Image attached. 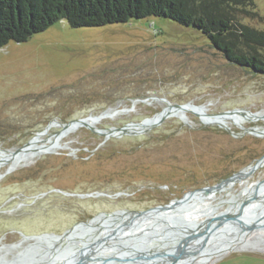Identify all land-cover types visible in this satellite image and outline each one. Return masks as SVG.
<instances>
[{
  "label": "rangeland",
  "instance_id": "rangeland-1",
  "mask_svg": "<svg viewBox=\"0 0 264 264\" xmlns=\"http://www.w3.org/2000/svg\"><path fill=\"white\" fill-rule=\"evenodd\" d=\"M255 3L259 15L243 21L264 30V0ZM168 103H191L204 117L172 110L159 126L106 141L85 126L62 134V124L77 118L109 111L92 125L121 127ZM232 109L247 112L228 114L221 124L229 128L204 123ZM31 139L42 153L15 154ZM262 154L264 74L231 62L195 28L158 17L94 27L56 22L0 48V264L43 246L24 235L62 234L99 212L166 204ZM263 179L264 165L191 203L213 207ZM92 192L112 196L79 195ZM211 264H264V250H233Z\"/></svg>",
  "mask_w": 264,
  "mask_h": 264
},
{
  "label": "water",
  "instance_id": "water-1",
  "mask_svg": "<svg viewBox=\"0 0 264 264\" xmlns=\"http://www.w3.org/2000/svg\"><path fill=\"white\" fill-rule=\"evenodd\" d=\"M187 104L190 103H168L144 128H139V125L149 118L138 123L130 122L125 126L103 129L89 124L87 118L91 116H88L63 123L62 126L68 128L74 123L85 126L105 136L106 141L111 136L143 132L147 128L159 126L172 115V106L183 108ZM106 112L94 117L100 118ZM235 112L246 114L247 110L232 109L212 115L222 116ZM32 140L15 153L23 150ZM263 161L264 154L220 182L189 190L166 204L143 210L99 212L88 221L77 222L62 234L24 235L26 239L44 243L43 246L31 245L5 264H187L201 261L229 244L237 245L242 240H246L244 246L249 249L264 250V179L255 181L253 192L240 202L235 204L237 200L223 199L213 207L202 208L199 214L204 218L200 221L197 217H190L191 213L201 209L195 207L194 202L191 203L193 198L200 195L198 201L201 202L213 190L221 189L231 180L243 176L249 168L255 170ZM79 195L112 196L104 192ZM221 203H228V207L217 212ZM33 248L36 251L32 256H27L29 249ZM226 254L217 256L216 260Z\"/></svg>",
  "mask_w": 264,
  "mask_h": 264
},
{
  "label": "trees",
  "instance_id": "trees-1",
  "mask_svg": "<svg viewBox=\"0 0 264 264\" xmlns=\"http://www.w3.org/2000/svg\"><path fill=\"white\" fill-rule=\"evenodd\" d=\"M258 15L255 0H0V48L61 20L94 27L158 17L195 28L231 62L264 74V30L243 21Z\"/></svg>",
  "mask_w": 264,
  "mask_h": 264
},
{
  "label": "bare ground",
  "instance_id": "bare-ground-1",
  "mask_svg": "<svg viewBox=\"0 0 264 264\" xmlns=\"http://www.w3.org/2000/svg\"><path fill=\"white\" fill-rule=\"evenodd\" d=\"M193 109H196L197 111H198V113H199V115H200V117L201 118H203L204 117V113H203V111H201V109H200V107H198V106H195V105H193V104H187L185 107H183V108H178V107H174V106H172L171 107V111L173 110V112L174 113H178V114H180V115H183V117H187V113L190 111V110H193ZM109 114H111V112H109V111H107L106 113H104L103 114V116L102 117H100V118H103V117H106V116H108ZM227 115L228 114H225V115H222V116H216V117H214L213 119H210V122H212V123H221L222 122V120L223 119H225L226 117H227ZM100 118H96V117H90V118H87V122L89 123V124H92L91 122L93 121V120H98V119H100ZM148 121H153V118H150V119H147ZM78 125L76 124V123H74V124H71L68 128H65L64 126V130H63V132H62V134H65L66 132H68V131H70V130H72V129H74L75 127H77ZM142 126L143 125H140L139 126V128H142ZM30 144V143H29ZM28 144V145H29ZM26 146L23 150H21L20 152H24V153H27V152H29V151H32V152H34L35 154L37 153V154H40V153H42L43 151L40 149V147L38 146V141L36 140V141H34L33 143H31L29 146ZM16 152V151H15ZM33 153V154H34ZM16 154V153H15ZM34 154V155H35ZM32 157H33V155H32ZM7 158H9V159H12V156L11 155H9V157H7ZM34 159H35V156H34ZM262 165H264V161L261 163V165L260 166H262ZM259 166V167H260ZM252 168H249L248 170H251ZM238 178V177H237ZM237 178H235V179H233V180H231L230 182H234L235 180H237ZM253 188L254 187H244L238 194H235L232 198H231V200H233V201H235V200H237V201H235L234 203L236 204V203H238V202H240L242 199H244L245 197H247L248 195H250L252 192H253ZM216 190V189H215ZM214 191V190H213ZM212 191V192H213ZM200 196V195H199ZM207 207H211V206H207ZM206 208V207H205ZM199 212H202V210H200V211H195V212H193V213H191L190 214V217L191 218H196L197 217V219L200 221L202 218H204V217H202L200 214H199ZM186 215L187 216H189V213H186ZM246 242V240H242L241 242H238V244L237 245H234L235 243H232V244H229L227 247H225V248H223V249H221V250H219V252H217V253H215V254H213V255H209L208 257H206V258H204V259H202L201 261H196V262H189V263H187V264H211L214 260H216V258H217V256H219V255H221V254H225V253H229V252H231V251H233V250H248L249 249V247H247V246H244V243ZM248 242V241H247ZM262 247V246H261ZM250 250H252V249H250Z\"/></svg>",
  "mask_w": 264,
  "mask_h": 264
}]
</instances>
